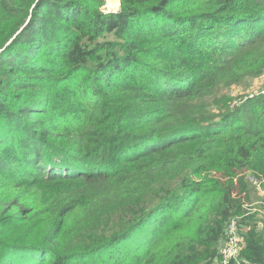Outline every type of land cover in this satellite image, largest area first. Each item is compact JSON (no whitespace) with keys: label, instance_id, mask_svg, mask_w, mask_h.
Here are the masks:
<instances>
[{"label":"trees","instance_id":"1","mask_svg":"<svg viewBox=\"0 0 264 264\" xmlns=\"http://www.w3.org/2000/svg\"><path fill=\"white\" fill-rule=\"evenodd\" d=\"M103 4L0 0V264H216L264 179V94L216 99L264 74V0Z\"/></svg>","mask_w":264,"mask_h":264},{"label":"built area","instance_id":"2","mask_svg":"<svg viewBox=\"0 0 264 264\" xmlns=\"http://www.w3.org/2000/svg\"><path fill=\"white\" fill-rule=\"evenodd\" d=\"M252 185L262 195L261 201L256 204L264 207V179H252ZM255 206L246 204L244 206L245 214L242 217H235L227 223L225 239L220 248V259L216 264H231L233 261H239L244 248V237L240 232L238 221L243 217L256 213L258 210Z\"/></svg>","mask_w":264,"mask_h":264},{"label":"rangeland","instance_id":"3","mask_svg":"<svg viewBox=\"0 0 264 264\" xmlns=\"http://www.w3.org/2000/svg\"><path fill=\"white\" fill-rule=\"evenodd\" d=\"M264 92V74L257 79H254L248 84L244 85H237L233 86L231 89L223 90L216 99H224L226 97L232 99V102L229 103L230 108L234 109L236 107H239L244 101L248 100L249 98H252L254 96H258ZM226 96V97H221ZM206 101L209 103V107L207 109V112L210 113L212 116H218L220 109L219 106L215 104L214 98L207 97ZM212 101V102H211ZM252 188V202L248 203L251 205H256L257 212L255 214L264 213V208L257 205L256 203L261 201L262 195L253 187Z\"/></svg>","mask_w":264,"mask_h":264},{"label":"clouds","instance_id":"4","mask_svg":"<svg viewBox=\"0 0 264 264\" xmlns=\"http://www.w3.org/2000/svg\"><path fill=\"white\" fill-rule=\"evenodd\" d=\"M120 9H121V0H104V4L100 7L99 10L105 15H108V14H117L120 12ZM262 94H264V92Z\"/></svg>","mask_w":264,"mask_h":264},{"label":"crops","instance_id":"5","mask_svg":"<svg viewBox=\"0 0 264 264\" xmlns=\"http://www.w3.org/2000/svg\"><path fill=\"white\" fill-rule=\"evenodd\" d=\"M222 246V245H221ZM221 246H220V248H221ZM220 248H219V250H220Z\"/></svg>","mask_w":264,"mask_h":264}]
</instances>
